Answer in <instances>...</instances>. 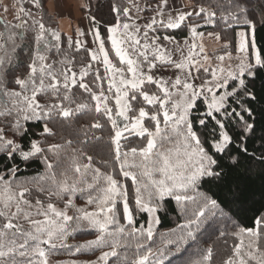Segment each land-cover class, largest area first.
<instances>
[{
	"label": "snow or ice",
	"instance_id": "1",
	"mask_svg": "<svg viewBox=\"0 0 264 264\" xmlns=\"http://www.w3.org/2000/svg\"><path fill=\"white\" fill-rule=\"evenodd\" d=\"M45 2L18 0L15 23L0 21V49L10 43L16 52L26 32L35 45L20 75L8 71L12 56L0 57V264H49L61 250L72 257L61 264H78L87 253L95 258L84 264H164L168 252L232 220L245 179L264 178V47L257 40L264 0L255 7L252 0H197L191 10L177 0H109L110 19L81 5L87 27L67 36L68 51L62 33L44 22ZM221 23L245 30L235 34V55L225 40L213 66L199 29ZM182 29L181 42L170 33ZM207 35L220 41L229 33ZM53 50L64 52L62 69L47 62ZM256 140L259 149L251 147ZM30 161L44 172L22 179L20 164ZM77 196L85 207L74 204ZM170 201L181 222L154 247L158 213ZM141 214L148 219L137 227ZM75 232L93 238L68 243ZM233 235L240 241L222 264H264V214ZM214 255L207 246L191 264H214Z\"/></svg>",
	"mask_w": 264,
	"mask_h": 264
},
{
	"label": "trees",
	"instance_id": "2",
	"mask_svg": "<svg viewBox=\"0 0 264 264\" xmlns=\"http://www.w3.org/2000/svg\"><path fill=\"white\" fill-rule=\"evenodd\" d=\"M190 4L194 5L197 3V0H188ZM47 2V0H46ZM46 2L43 8V15H44V22L47 26H51L55 30H58L57 20L54 18L53 14L47 8ZM207 4L209 0H200ZM111 3L114 4H121L124 6L128 5L126 0H111ZM144 4V1H142ZM212 4H216L217 0H211ZM252 5L255 7L257 5V0H252ZM143 6V5H142ZM99 10V15L103 16L104 19H110L109 13V0H90V7L88 11L96 13ZM151 15V13H149ZM39 18V16H38ZM5 23V20H0ZM12 24V23H9ZM244 28L243 25L234 26V29H225L223 24L221 23L220 27L217 29H213L211 26L202 27L199 29L200 31L208 33L209 31H219L221 32L222 36L225 31L230 33H235L237 29ZM14 28L9 29L10 32L13 31ZM0 30L4 31L3 23H0ZM16 31H23V29H14ZM8 33L6 32L5 35ZM178 39H184L188 33L186 29L178 30L175 33ZM163 35V33H161ZM63 49L64 51H68L67 49V38L62 34ZM258 44L261 47H264V29H260L257 34ZM33 36L32 33L26 32L23 40L17 39V44L19 47L17 48L16 52L11 51V44L9 43V47L7 51L5 49H0V57L10 55L13 57L12 64L8 66V71L10 73H15L16 75H20L24 72V69L27 66V63L31 61L32 53L35 49V45L32 42ZM221 41H225L224 38ZM3 43V42H2ZM60 58V59H59ZM68 58L71 59V53L69 52ZM64 59V52H61L60 55L55 53L53 50L52 53L49 54L48 63H55L57 69H61L59 61ZM64 67V66H63ZM62 67V68H63ZM76 69H79L80 65L76 64L74 66ZM262 81L257 79L256 81V88L257 90L260 89ZM79 126V125H78ZM211 132V128H209V133ZM95 134L97 136L102 135L101 130H95ZM209 139L211 136L209 135ZM138 143H135L136 146ZM261 146V141L256 140L254 144L251 145L252 148L259 149ZM99 151V149H98ZM100 157L99 155L94 156V166H99L98 161ZM80 163H86V158H81L79 160ZM21 172L20 177L24 178H31L38 174H42L44 172V166L39 161H30L27 164H20ZM3 169V161L0 160V170ZM246 185L245 188V196L243 198L242 203L239 205H235L232 208L234 213L232 220L228 222L219 221L213 229H208L207 231H203L199 234V241L197 244H190L185 245L182 250L177 253L174 250L168 252L166 257L164 258V264H191V261L198 258V252L207 246H213L215 248V255H214V264H222L223 259L226 258L227 255L231 254L232 246L234 243H239L240 238L233 235L234 231H238V227H253L254 220L259 217L261 214H264V178L260 177L257 174H253L250 178L244 180ZM74 204L77 207H85V200L81 199L79 196L74 197L73 199ZM57 206L62 207V202H57ZM166 208V211H160L158 213L160 223L156 225V232L157 235L155 237V244L154 247H159L162 244V236L161 234L167 233L171 228H174L177 223H180V213L178 211L177 205L174 201H170L163 206ZM71 214V213H70ZM147 215L141 214L137 217V227L140 224L147 222ZM234 225H238V227H234ZM226 232V237H220V232ZM92 235H88L83 232H75L69 238L68 243L70 244H78L83 243L87 239H92ZM244 242L247 244V236L244 237ZM133 249H130L128 255L131 256L133 254ZM123 252V250H120ZM97 252L95 255H98ZM95 256L92 253L87 254H78V264H84V261L87 259H94ZM66 251L61 250L57 255L49 257V264H61V262L65 260H71ZM255 264V262H253Z\"/></svg>",
	"mask_w": 264,
	"mask_h": 264
},
{
	"label": "crops",
	"instance_id": "3",
	"mask_svg": "<svg viewBox=\"0 0 264 264\" xmlns=\"http://www.w3.org/2000/svg\"><path fill=\"white\" fill-rule=\"evenodd\" d=\"M128 2V0H126ZM18 5V0H0V20L6 22H14V11ZM47 8L53 14L57 20L58 30L66 38L72 35L75 38V29L73 23L78 20L83 25L82 18L85 16V12L81 10V5L86 6V10H89L90 0H47ZM7 6L9 11L5 13L4 7ZM87 25V21H86Z\"/></svg>",
	"mask_w": 264,
	"mask_h": 264
},
{
	"label": "rangeland",
	"instance_id": "4",
	"mask_svg": "<svg viewBox=\"0 0 264 264\" xmlns=\"http://www.w3.org/2000/svg\"><path fill=\"white\" fill-rule=\"evenodd\" d=\"M142 1L145 2V0H137V2L141 6L143 5ZM177 3L179 5L180 10H191V7L193 6L192 4H190V2L188 0H177ZM134 15H135V12H134ZM82 20H83V26L86 28L87 25H86V20L84 19V17L82 18ZM13 23H15V21ZM139 23L143 24L144 20L141 19L139 21ZM73 24H74V26H76V28L78 26H81V23L78 20H75V23H73ZM240 25H243V24L241 23ZM244 30H245V28L237 29L234 34L230 33L229 36L224 37V40H228L229 49L233 51V55H235V51H234L235 42H236V39H238L235 34H236V32H240V31H244ZM13 31L15 32L14 29H13ZM0 32H2V30H0ZM204 33H205V36H204V39H203V43L205 45L206 53L210 57H212L211 63L213 64V66H215V64L218 63L215 60V57L218 56V55L223 54V51H224L223 44L225 43V41H221V40L220 41H216L214 37H209L206 32H204ZM91 39H92L91 37H88L89 45H91ZM179 40H181V42L183 41V39H179ZM2 42H4V41L0 40V43H2ZM59 59H58V61H59ZM227 63H228V61L226 60L225 61V65ZM62 67L63 66H60L61 69H62ZM76 70L78 71L79 69H76ZM166 75H171V73H166ZM135 143H138V141H134L133 142V146H134ZM155 227H156V225H155Z\"/></svg>",
	"mask_w": 264,
	"mask_h": 264
}]
</instances>
